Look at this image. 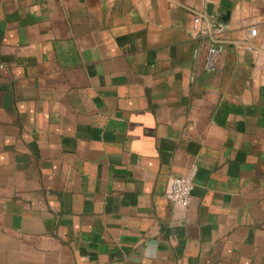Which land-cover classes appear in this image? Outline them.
<instances>
[{
  "label": "crops",
  "instance_id": "crops-1",
  "mask_svg": "<svg viewBox=\"0 0 264 264\" xmlns=\"http://www.w3.org/2000/svg\"><path fill=\"white\" fill-rule=\"evenodd\" d=\"M0 264H264V0H0Z\"/></svg>",
  "mask_w": 264,
  "mask_h": 264
},
{
  "label": "built area",
  "instance_id": "built-area-1",
  "mask_svg": "<svg viewBox=\"0 0 264 264\" xmlns=\"http://www.w3.org/2000/svg\"><path fill=\"white\" fill-rule=\"evenodd\" d=\"M202 19L196 17L194 19V28L199 31L201 36L204 37V44L206 46V57L204 62V68L208 73H214L217 69V65L220 56L225 51V47L214 39L212 31L201 29ZM257 30H251V36H256ZM198 53V52H197ZM197 174V168L193 167L187 175L183 177H172L169 180L168 188L165 192V197L170 202H173L183 208H187L191 205L192 194L194 190V181Z\"/></svg>",
  "mask_w": 264,
  "mask_h": 264
}]
</instances>
